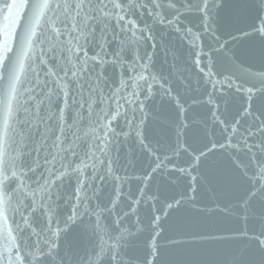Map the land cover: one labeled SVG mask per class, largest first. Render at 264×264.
<instances>
[{
    "label": "snow or ice",
    "instance_id": "1",
    "mask_svg": "<svg viewBox=\"0 0 264 264\" xmlns=\"http://www.w3.org/2000/svg\"><path fill=\"white\" fill-rule=\"evenodd\" d=\"M222 3L223 0H203L205 19L202 29L195 31L181 25L179 15L170 18L164 13L166 4L175 7L173 0H27L26 4L23 0H0V25L7 33V39L0 44V60L4 62L0 71L9 74L12 71L14 39L18 42L23 39L29 48L39 44L37 62L29 65L31 75L19 85V90L17 74L12 81V96L5 99L0 91V132L10 134L12 151L9 176L4 179L9 190H16L13 223L19 241L11 257L0 253V264H41L45 257H50L52 264H66L59 254L60 237L71 223L81 218L89 221L99 242L77 264H126L122 246L125 238L131 236L132 226L119 216L112 224H105L104 219L112 215L116 205L109 209L99 204L93 206L91 201L109 176L121 185L124 183L126 177L117 175L113 169L112 148L119 137H127L130 132L143 141L140 129L148 115L146 102L156 93L153 86L159 85L158 91L163 95H172L171 87L152 70L153 53L143 50L153 33L150 24L140 21L141 15L182 32L194 48V64L202 79L212 85L213 92L218 86L222 89L227 85L229 90L247 93L246 111L259 121L258 127L242 131L239 121L227 126V143L235 149L247 150L253 175H264V140L259 143L250 140L257 134L264 137V118L251 112L257 89L246 86L238 71L215 79L218 73L213 71L211 53H205V33L220 49L226 47L217 37L212 19V9ZM260 5L264 7V0H260ZM238 7L244 9L247 5ZM41 20L43 27L37 36L35 28ZM17 26L21 28L19 33ZM258 30L264 33V24ZM130 48L134 56L125 59ZM205 55L207 71L200 66ZM109 65L120 69L118 86L109 83L106 71ZM19 66L22 71L23 58ZM250 75L264 85V73ZM213 92L208 94L207 102L216 108L215 119L225 124ZM176 102L180 104L179 99ZM180 107L183 110L182 104ZM120 119L125 120L128 131H118L117 125L113 126ZM145 147L155 158L156 169L171 164L167 156L161 158L151 147ZM244 167L248 169L247 165ZM13 172L16 174L12 175ZM71 177L76 178L77 184L69 197V214L61 221L58 218L59 202L64 198L61 188ZM257 185L264 191L259 179ZM116 193L118 201L123 195L122 188L117 187ZM139 203L137 200V206ZM37 214L44 217L43 225L37 223ZM98 229L107 239L99 236Z\"/></svg>",
    "mask_w": 264,
    "mask_h": 264
},
{
    "label": "water",
    "instance_id": "2",
    "mask_svg": "<svg viewBox=\"0 0 264 264\" xmlns=\"http://www.w3.org/2000/svg\"><path fill=\"white\" fill-rule=\"evenodd\" d=\"M173 2L175 7L166 4L164 13L170 18L179 15L181 25L200 31L205 19L203 0ZM240 4L247 7L241 9ZM212 19L217 37L226 44L220 49L208 34L203 36L205 53H211L213 71L218 73L214 78L222 79L223 75L238 71L246 86L257 89L251 112L264 118V85L250 75L264 73V33L258 30L264 24V7L260 0H223L221 6L212 9ZM140 21L152 26L153 38L144 44L143 50L153 53L152 70L171 87L172 95H163L158 91L159 85L153 86L156 93L146 102L148 115L140 129L143 141L130 132L127 137H119L112 148L113 169L117 175L126 177L124 183L121 185L109 176L92 197V205L109 209L116 205L111 216L102 217L104 223L112 224L119 216L132 226L131 236L125 238L122 246L126 264H264V191L251 170L250 153L227 143V126L239 121L242 131L258 127L259 121L246 111L247 93L229 90L227 85L222 89L218 86L213 92L212 85L202 79L194 64V48L182 32L168 24L154 23L148 15H141ZM20 31L17 26V33ZM40 32L38 26L36 35ZM5 39L7 33L0 25V44ZM17 45L18 39H14L13 48ZM112 47H116L115 42ZM37 56L39 50L25 62L28 76L29 65L37 62ZM133 56L134 50L128 49L125 59ZM207 59V55L201 57V67L206 66ZM3 63L0 60V69ZM106 71L109 83L118 86L120 69L109 65ZM210 92L216 97L219 116L225 124H220L213 115L216 108L207 102ZM116 125L118 131H128L124 119L114 122L113 126ZM250 140L259 143L264 137L257 134ZM145 145L161 158L167 156L171 164L156 169L155 158ZM81 147H86V143ZM76 184V178L71 177L61 188L64 197L58 209L61 221L69 214V197ZM117 187L123 193L118 201ZM148 196L154 199L149 200ZM36 220L43 225V216L37 214ZM4 227L15 229L13 218L4 219L0 229ZM97 231L101 238L107 239L100 229ZM98 242L89 221L81 218L62 233L59 254L66 264H77ZM41 264H52L51 258L45 257Z\"/></svg>",
    "mask_w": 264,
    "mask_h": 264
},
{
    "label": "clouds",
    "instance_id": "3",
    "mask_svg": "<svg viewBox=\"0 0 264 264\" xmlns=\"http://www.w3.org/2000/svg\"><path fill=\"white\" fill-rule=\"evenodd\" d=\"M38 26L39 28L43 27V20H41V24ZM38 26H36L35 28L36 34L38 31ZM38 49V43H34L33 47L29 48L23 39L18 42L16 52L13 54L11 73L9 74L0 71V91L3 92L5 99H8L12 96V81L17 74H19L20 77L19 81L17 82V89L19 90V85L22 84L28 76L25 62L26 60L34 58L35 53ZM29 51H31L32 53L31 57H29ZM21 58H23L24 60V69L22 71L19 66V61ZM22 73L24 75L21 77ZM9 136L10 134L6 136L4 133L0 132V218H2L0 219V224H3L4 219L14 218L15 201L13 199V195L16 190H9L4 179V177L9 176V167L12 160V151ZM15 174V172L12 173V175ZM257 178L260 180L261 187H264V175H260L258 173L255 179ZM13 231H15V229H10L9 227L0 229V253H8L10 257L11 253L19 247L17 233L15 235H12L11 233ZM153 250L155 251V249ZM16 255L17 258H19V253H17Z\"/></svg>",
    "mask_w": 264,
    "mask_h": 264
}]
</instances>
